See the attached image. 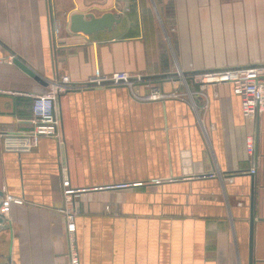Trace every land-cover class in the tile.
<instances>
[{"label":"crops","instance_id":"0c3cea01","mask_svg":"<svg viewBox=\"0 0 264 264\" xmlns=\"http://www.w3.org/2000/svg\"><path fill=\"white\" fill-rule=\"evenodd\" d=\"M75 12L119 21L72 32ZM258 62L264 0H0V202L21 200L2 215L0 263L66 260L67 176L73 186L135 184L78 195L80 264H248L250 212L252 264H264V112L245 116L229 84L205 86L204 111L195 93L193 104L138 101L122 86L71 89L54 101L58 139L24 153L2 146L4 133L30 127L31 95L55 76L78 85L126 71L170 91L177 71Z\"/></svg>","mask_w":264,"mask_h":264},{"label":"built area","instance_id":"2783aa9c","mask_svg":"<svg viewBox=\"0 0 264 264\" xmlns=\"http://www.w3.org/2000/svg\"><path fill=\"white\" fill-rule=\"evenodd\" d=\"M175 77L178 82L177 86L170 91H164L160 86L153 83L151 78L140 74H129L126 71H115L109 75L95 74L86 82L78 85L71 83L67 75L55 76L49 82L46 91L31 95L30 112L32 118L30 127L26 130L3 134V150L15 153L30 152L38 146L43 137L58 139L60 119L55 111L54 101L58 94L75 88L122 86L127 88L129 94L138 101L182 100L189 96L193 104H195L193 101V93H195L203 98L199 109L204 111L207 108L205 86L225 83L229 84L232 93L239 97L241 109L245 116L264 112V62L206 70H189L187 72L177 71ZM188 82L193 83L197 88L191 91ZM248 141H250L249 138ZM248 171L253 174L255 168ZM206 175L212 176L213 173L202 176ZM133 185L135 184L130 182H119L93 187L73 186L69 178L63 176L61 179L62 201L58 211L62 214L65 222L66 260L57 264H80L75 243L76 199L78 195L89 189L120 190L130 188ZM20 201L10 194H5L0 202V215L5 213L8 203H19Z\"/></svg>","mask_w":264,"mask_h":264},{"label":"water","instance_id":"95a60500","mask_svg":"<svg viewBox=\"0 0 264 264\" xmlns=\"http://www.w3.org/2000/svg\"><path fill=\"white\" fill-rule=\"evenodd\" d=\"M119 19L114 16L112 12H104L99 16H95L93 14H83L80 12H75L69 17V29L72 32H81L84 34H90L96 30L107 29L110 30L114 23L118 22ZM12 63L16 64L21 70L37 79V75H35L25 64L17 60L16 58H12ZM253 194H254V185L251 186V210L253 208ZM4 218L0 215V229L7 227L4 224ZM252 230H253V214L250 212L249 215V263L252 264ZM1 264V263H0Z\"/></svg>","mask_w":264,"mask_h":264}]
</instances>
